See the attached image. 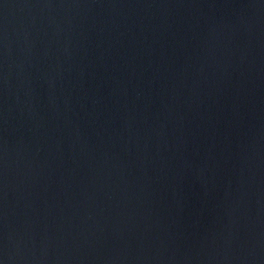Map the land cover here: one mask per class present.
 Masks as SVG:
<instances>
[{"label":"water","instance_id":"95a60500","mask_svg":"<svg viewBox=\"0 0 264 264\" xmlns=\"http://www.w3.org/2000/svg\"><path fill=\"white\" fill-rule=\"evenodd\" d=\"M0 264H264V0H0Z\"/></svg>","mask_w":264,"mask_h":264}]
</instances>
